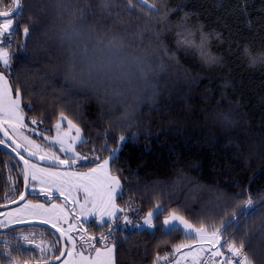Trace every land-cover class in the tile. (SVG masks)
I'll list each match as a JSON object with an SVG mask.
<instances>
[{"label":"trees","instance_id":"1","mask_svg":"<svg viewBox=\"0 0 264 264\" xmlns=\"http://www.w3.org/2000/svg\"><path fill=\"white\" fill-rule=\"evenodd\" d=\"M21 2L23 14L14 25L18 34L9 48L12 72L7 75L23 93L25 116L52 129L63 113L89 141L79 146L83 155L96 149V155L107 157L111 153L102 149L113 150L120 136L128 137L112 161L125 191L120 205L152 210L150 205L160 203L166 212L175 210L197 227L200 222L219 228L235 221L224 239L242 242L252 264H264V61L253 65L250 59L264 53V0H163L157 5L163 15L152 26L156 36L150 51L143 45L136 52L140 41L133 38L125 47L123 40L120 51L96 54L108 65L103 87L69 91L57 77L55 87H45L44 95L35 94L43 80L29 60L35 41L25 37L23 29L55 31L60 23L44 7L50 0ZM81 8L88 11L83 4ZM131 11L134 14L123 12L129 20L149 19L139 9ZM115 13L95 28L106 42L123 37L122 29L109 31ZM180 23L208 34V50L218 63L209 66L193 49L177 44ZM196 36L198 41L199 31ZM145 55L144 63L136 62L135 57ZM100 95L117 101L119 114L126 109L128 118L114 123L103 116L97 104ZM5 155L0 149V164L10 162ZM12 177L7 181V171L0 167V204L23 191L22 176ZM177 180L181 183L173 191L169 186ZM249 196L250 209L245 204ZM154 223L153 229L121 227L106 233L103 241H113L116 264H157V255L167 256L158 262L166 264L176 259V245L195 242L181 230L166 235L161 222ZM92 227L91 233L99 237L111 225L102 231ZM103 241L99 238L97 245Z\"/></svg>","mask_w":264,"mask_h":264},{"label":"snow or ice","instance_id":"2","mask_svg":"<svg viewBox=\"0 0 264 264\" xmlns=\"http://www.w3.org/2000/svg\"><path fill=\"white\" fill-rule=\"evenodd\" d=\"M6 2L7 0H0V45H4V47H0V134L3 136V138H0V146L10 149L19 158V162H22L20 175L22 176L23 187L25 189L31 188L32 191L37 192L38 195H43L49 200L54 198V192H58L59 195L63 196L65 202H69L71 196L70 202L79 204L78 211L76 209L72 210L75 213L72 219L76 222L75 226L78 228H82L81 216L85 221L92 217L93 222L98 225L100 231L117 220L132 224L133 221L129 219L127 214L128 210L119 207L117 204L118 198L123 201L125 191L120 176L113 175L110 168V160L114 162L117 158L116 150L102 149L104 152L111 153L109 159L96 155V149L90 150L92 152L91 157L81 154L77 145L82 148L89 141L83 137L82 130L63 113L60 114V117L62 121H66L67 130L65 131L61 122L58 121L55 126V135L50 139L49 136H44L43 132L38 131L37 128H30L28 123L25 122L26 106L24 105L23 93L18 86L15 89L13 88L7 75V73L12 72V57L9 54L11 39L18 34V29L14 25L16 20L23 14V8L21 0H11L8 6L4 7L3 5ZM57 2L63 3V0H57ZM161 3H163V0H161ZM119 6L129 14H134V11L131 10L139 9L150 15H160V11L153 3H149V0H134V6L129 3V0H119ZM77 12L81 15L77 16ZM84 12V8H78L70 12L67 17L61 16L60 24L55 31L50 28L39 30L33 27L30 33L29 27H24L25 37H29L33 41H42L39 45L34 44L33 47H39L40 49L41 56L39 60L33 57H29V60L37 65L34 71L46 83H51L54 78L59 77L69 91H72L70 86L73 84H77L80 88L86 90H96L104 86L107 77L105 69L108 65L96 54L120 51L124 47V37L120 39L112 38L106 42L96 33L95 29L85 28L79 22L83 19ZM186 17L187 14H185ZM139 18L137 17V19ZM119 22L120 13L117 11L115 19L111 23ZM177 27L181 29L177 32V44L182 45L186 51L193 49L195 54L209 66L218 63V58L208 50V34L203 33L201 29H193L183 23L178 24ZM197 31L200 32L198 41ZM129 35H132L135 40H143V37L138 33ZM138 47H143V44L140 43ZM244 51L246 55L250 56L247 48ZM53 57L63 64L62 69L58 68ZM250 59L252 64L255 65L258 60L264 61V53L258 57L250 56ZM135 60L138 63H144L146 55L137 56ZM25 87L27 88L29 85L26 83ZM35 94L44 95V88H41ZM27 107L29 111H35L30 106ZM30 123L36 125L37 121L32 119ZM33 132L42 135L43 139L47 140V148L41 147L30 134H26ZM119 139L122 142L125 138L120 136ZM91 160H95V163L90 166L88 172L74 170V166ZM37 161L50 166L42 167L41 163ZM61 167L63 171L60 170ZM180 183V180L174 181L169 187L173 191H177V186ZM66 185L70 189L67 192L65 191ZM71 189H75L76 192L83 191V203H80L78 197L72 194ZM25 195L26 193L21 191L18 198H13L10 202L25 201ZM245 204L246 208H252L253 200L251 196L246 198ZM150 207H152V210H141L134 209L130 205L129 210L135 211L136 220L139 221L141 218L143 220L142 225L136 224L135 227L153 229L156 227L154 221H160V226L166 235L181 230L186 239L196 241L202 245H210V248L197 250L198 252H209L210 255L206 264H252L249 256L243 252L244 244L242 242L237 245L235 240L224 239V235L233 227L235 221H229L226 226L222 225L219 228L200 222L199 227H197L184 216L178 215L175 210L166 212L165 206L160 203H156L154 206L150 205ZM17 212L22 214L15 217V223H28L33 216L39 217L40 223H50L52 228L71 244V249H69L66 245L61 246L59 244V238L57 241H45L41 236L39 242H37L36 234H22L19 240L23 242V245H33L34 247L29 249L18 244L15 251L26 255L30 260H34L35 264H50L52 258L60 260L61 264H115L114 246L105 245L103 249H98L91 245L92 252L86 251L85 245L96 239L94 236H88L86 229L79 235L81 244L80 249H77V240L70 234L71 226L67 232L58 226L61 220L68 223L69 217L66 205L58 206L53 203L49 208L43 203L33 205L30 202H25L23 208L17 209ZM242 214L248 215V212L244 211ZM260 215L264 217V210L260 211ZM161 217H163L162 220ZM2 226L0 225V227ZM106 239L105 236L100 237V240ZM0 241H2V238H0ZM185 247L191 248L192 245L181 243L176 245L173 251L180 252ZM33 252H36L38 258L33 257ZM2 254L8 256L7 264H17L10 245L4 246ZM190 254L196 255L195 252ZM216 257L221 259L215 260ZM155 259L158 264L161 259L167 260L168 257L157 255Z\"/></svg>","mask_w":264,"mask_h":264},{"label":"rangeland","instance_id":"3","mask_svg":"<svg viewBox=\"0 0 264 264\" xmlns=\"http://www.w3.org/2000/svg\"><path fill=\"white\" fill-rule=\"evenodd\" d=\"M0 47H4V45H0ZM147 102V101H146ZM31 119L27 118L25 116V122L28 123L29 127L30 128H37L38 131H41L43 132V135L44 136H49V139L55 135V132H56V124L52 127V129H49L47 127H45L44 125L42 124H36V125H32L30 123ZM62 124V127L64 128V130L66 131L67 128H66V121H62L61 119L59 120ZM73 133H74V130H73ZM26 134H30L32 136L33 139H35L37 141V143H39L41 145V147H44V148H47V140H44L43 139V136L42 135H38L36 132H33V133H26ZM83 135V134H82ZM124 141H119V144H118V147L113 149V150H116L117 151V155L119 154L120 150L123 148V145L124 143L126 142V140L128 139V137H124ZM77 148L79 150V145H77ZM80 151V150H79ZM59 154V153H58ZM82 154V153H81ZM111 155V154H110ZM110 155H108L107 157H104V159H109ZM88 156H92V155H88ZM95 163V160H91V161H85V162H82V164H78L76 166H74V170L75 169H78L82 172H88L89 171V168L92 164ZM42 167H49V166H46V165H42ZM51 167H56V166H51ZM110 168L112 170V161L110 160ZM61 171H63L62 167L60 169ZM112 174L113 175H117L115 174L113 171H112ZM32 183H35V182H32ZM122 184V183H121ZM69 186L66 185L65 186V191H69ZM72 191V194L73 195H76L79 199V202L80 203H83V191H79V192H76L75 189H71ZM30 195L32 196H41L42 199H33V198H29L28 200H26L25 202H30L31 204L35 205V204H39V203H43L45 204L47 207H51V205L53 203H55L56 205L58 206H64L66 205L67 208H68V223H64L62 220L61 222L59 223V227H61L62 230L66 231L70 228L71 226V235L76 238L77 240V249L79 250L80 249V240H79V235L83 232V230L85 228H90L92 226H94V228H97L98 225L96 223L93 222V218L92 217H89L88 220H84V218L81 216L80 217V222L82 224V228H78L75 226L76 222L72 219L73 215L75 214L72 210L73 209H76L77 211L79 210V204H72L70 201H71V196L69 197V202H65L64 201V197L59 195L58 192H54V198L52 200H49L47 199L46 197H44L43 195H38L37 192H34L31 190L30 188ZM56 196H58V198H56ZM25 202L19 206H16L14 208H10V209H7V210H3L1 211V213H4L3 214V218L2 220H0V223H4L5 225H13V224H17L15 223V217L17 215H21L22 213H19L17 212V209H21L23 208ZM117 204L119 207H122V208H125L126 210H128L127 214L129 216V219H131L133 221L132 224H127L125 223L123 220H117V221H114L113 223H111V227H108L106 228L105 232H103L102 234L99 235V237H96L94 236L93 234L91 235H88V236H94L96 237L95 240L93 241H90L89 244L85 245V249L87 252H92V247L91 245H94L95 248H98V249H103L105 247V245H108V246H114L115 248V245L113 243V241L111 243H107V242H104L103 240V243L104 244H101V245H97V240L102 237V236H105L106 237V233L108 234L110 231H112L113 229H116V228H126V229H135V228H138V229H148L147 227H135L136 224H140L142 225L143 223V220L142 218L137 221L136 218H135V213L132 212L131 210H129V208L125 207V206H122L120 205L119 203V198L117 199ZM26 214V213H24ZM31 220H34V221H39V217H36V216H33L31 218ZM30 220V221H31ZM50 224V223H49ZM93 228V227H92ZM25 231V233H23ZM19 232V235H28L29 233H34L36 234L37 236V242H39V238L42 236L43 239L45 241H57V239L59 238L58 235L46 230V229H43L41 227H38V226H31V227H27L25 229H19L18 230ZM100 232V231H99ZM27 233V234H26ZM49 233L51 235H49ZM61 243L60 241V238H59V244ZM23 245V244H22ZM61 245V244H60ZM66 245L69 249H71V244L70 242L66 241ZM185 245H192L191 248L189 247H185L183 249H181L180 252H177L176 253V259L171 261V262H166V264H205V260L207 259V254H209V252L207 251H203V252H198L197 250L200 249V248H210L211 246L210 245H207V244H199L197 243L196 241L195 242H189ZM25 248H29L31 249L32 247H34L33 245H23ZM214 250V249H213ZM196 253V255H191L190 253ZM94 254V253H93ZM33 257H37V254L36 252H33ZM38 258V257H37ZM219 257H216L215 260L217 259L218 260ZM29 259V258H27ZM54 258H52L51 260H53ZM29 261H34V260H30ZM57 264H61V262L57 263ZM115 264H116V260H115Z\"/></svg>","mask_w":264,"mask_h":264},{"label":"clouds","instance_id":"4","mask_svg":"<svg viewBox=\"0 0 264 264\" xmlns=\"http://www.w3.org/2000/svg\"><path fill=\"white\" fill-rule=\"evenodd\" d=\"M129 3L133 4L134 6V0H129ZM152 3L154 4V6L157 7V5L161 3V0H152ZM82 4L86 9H90V11L83 13V19L79 21L85 26V28L91 27L95 29L103 18L112 19L113 12L118 11L120 13V22L111 24L109 27V31H116L122 29L119 34L124 37L125 47L135 42L133 36L129 34L138 33L140 36L143 37V40L140 42L146 46V49L148 51L151 50L153 44L155 43L156 36V33L153 30L152 26L162 18L163 14L161 12L160 15H150L144 13L142 10H139L141 13H143L144 16L149 17L147 21L139 22L137 20H129L123 15L124 10L120 8L119 0H87V2H85V0H63V3H58L57 0H50V2L44 7L49 10L50 14H56L57 19L60 23L61 16L67 17L70 12L81 8ZM89 12L91 13V16L88 14ZM76 15L80 16L81 14L77 12ZM93 17H99L100 19H96L95 21H93ZM145 32H147L148 34L145 35ZM40 43H42V41H35V44L37 45H39ZM135 51L140 52L141 49L137 47ZM40 56L41 52L39 47L33 48V58L39 60ZM54 58L55 57H53V59ZM57 66L58 68L63 67L59 63H57ZM48 86L55 87L52 82L46 83L45 81H43L40 84V88H45ZM70 87L72 88V90L75 91H90L80 88L77 84H73ZM97 104L101 114L114 123L126 120L128 118V113L126 109L124 114H119V103L115 100H108L104 96L100 95L97 100Z\"/></svg>","mask_w":264,"mask_h":264},{"label":"flooded vegetation","instance_id":"5","mask_svg":"<svg viewBox=\"0 0 264 264\" xmlns=\"http://www.w3.org/2000/svg\"><path fill=\"white\" fill-rule=\"evenodd\" d=\"M0 138H3L2 134H0ZM1 149V148H0ZM6 155L5 158L6 160H9L10 162L6 163V164H0V167L6 169L7 171V181L12 180V174L13 173H18L20 175V165L19 164H15L13 165V161H16L19 163L18 160H16L9 152H7L6 150L1 149ZM5 160V159H4ZM10 183V182H9ZM12 186V184H11ZM13 198L10 199H5V201L3 203H1L0 205H4L7 203H11L10 201ZM29 199V198H28ZM3 214L0 211V220H2L3 218ZM5 215V214H4ZM0 225H3L2 227H0V238H2V241H0V264H7L8 261V256L2 254V250L4 249L5 245H10L13 251V255L16 258V262L17 264H27V263H34V261H29V259H27L28 257L26 255H22L20 253H17L15 251L17 245H22L23 242L19 240V238L21 237V235H19L18 230H8L9 227H11L12 225H5L4 223H0ZM14 225V224H13ZM20 229H25V228H20ZM87 230V235H91L93 233H91L90 228H85ZM84 229V230H85ZM25 233V231L23 232ZM27 234V233H26ZM49 235H51L49 233ZM94 235V234H93ZM95 236V235H94ZM61 244V243H60ZM23 246V245H22ZM24 247V246H23Z\"/></svg>","mask_w":264,"mask_h":264},{"label":"water","instance_id":"6","mask_svg":"<svg viewBox=\"0 0 264 264\" xmlns=\"http://www.w3.org/2000/svg\"><path fill=\"white\" fill-rule=\"evenodd\" d=\"M0 148L3 149V150H6L7 152H9L16 160L19 161V158L16 157L15 153H12L10 149H6L3 146H0ZM37 162H39V161H37ZM19 163L22 164V162H19ZM39 163H41L42 165L49 166V165H47V164H45L43 162H39ZM23 192L26 193V195H25V201H26L31 196L30 195V188L25 189L23 187ZM25 201H19L18 203H7V204H4V205H0V211L7 210V209H10V208H14L16 206H19V205L23 204ZM31 226H38V227H41L43 229H46V230L58 235V237L60 238V241H61V246L66 245V240L63 237L60 236V233L56 232V230L54 228H52L51 224L40 223V221L31 220L28 223H17V224L12 225L11 227H9L8 230H16V229L27 228V227H31ZM59 262H60V260H56V259L50 260V264H57ZM27 264H35V262L34 263H27Z\"/></svg>","mask_w":264,"mask_h":264},{"label":"built area","instance_id":"7","mask_svg":"<svg viewBox=\"0 0 264 264\" xmlns=\"http://www.w3.org/2000/svg\"><path fill=\"white\" fill-rule=\"evenodd\" d=\"M210 254H207V258H208V256H209ZM219 259H221V258H219ZM206 261H207V259L204 261L205 262V264H206Z\"/></svg>","mask_w":264,"mask_h":264}]
</instances>
